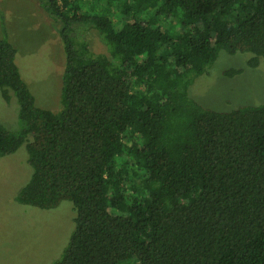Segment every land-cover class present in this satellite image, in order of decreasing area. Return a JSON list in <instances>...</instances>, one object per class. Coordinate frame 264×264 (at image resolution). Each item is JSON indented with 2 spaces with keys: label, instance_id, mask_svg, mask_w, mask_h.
Returning <instances> with one entry per match:
<instances>
[{
  "label": "trees",
  "instance_id": "1",
  "mask_svg": "<svg viewBox=\"0 0 264 264\" xmlns=\"http://www.w3.org/2000/svg\"><path fill=\"white\" fill-rule=\"evenodd\" d=\"M37 1L59 24L60 108L35 104L0 37L19 118L0 123V155L27 151L18 202L73 205L52 264H264V102L217 111L188 94L220 51L264 60V0Z\"/></svg>",
  "mask_w": 264,
  "mask_h": 264
},
{
  "label": "rangeland",
  "instance_id": "2",
  "mask_svg": "<svg viewBox=\"0 0 264 264\" xmlns=\"http://www.w3.org/2000/svg\"><path fill=\"white\" fill-rule=\"evenodd\" d=\"M58 27L37 0H0V37L5 36L16 49L15 63L35 104L53 111L60 108L65 63ZM87 39L93 51H106L96 31L88 30ZM249 56L220 51L206 72L194 77L189 96L217 111L264 102V60L248 67ZM228 68L241 71L229 76L223 73ZM0 123L10 131L19 127L13 94L9 102L0 96ZM31 172L24 144L13 153L0 155V264H52L73 231L75 211L69 201L64 200L55 208L39 209L16 200Z\"/></svg>",
  "mask_w": 264,
  "mask_h": 264
}]
</instances>
